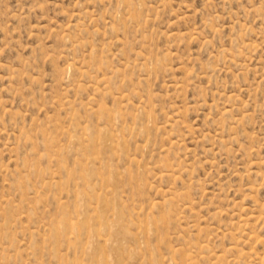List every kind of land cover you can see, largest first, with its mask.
<instances>
[{
	"label": "rangeland",
	"instance_id": "1",
	"mask_svg": "<svg viewBox=\"0 0 264 264\" xmlns=\"http://www.w3.org/2000/svg\"><path fill=\"white\" fill-rule=\"evenodd\" d=\"M0 264H264V0H0Z\"/></svg>",
	"mask_w": 264,
	"mask_h": 264
}]
</instances>
